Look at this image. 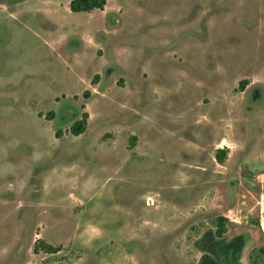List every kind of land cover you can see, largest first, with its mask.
Segmentation results:
<instances>
[{
    "label": "rangeland",
    "instance_id": "374dc122",
    "mask_svg": "<svg viewBox=\"0 0 264 264\" xmlns=\"http://www.w3.org/2000/svg\"><path fill=\"white\" fill-rule=\"evenodd\" d=\"M70 1L0 0V264H264V0Z\"/></svg>",
    "mask_w": 264,
    "mask_h": 264
},
{
    "label": "trees",
    "instance_id": "16d2710c",
    "mask_svg": "<svg viewBox=\"0 0 264 264\" xmlns=\"http://www.w3.org/2000/svg\"><path fill=\"white\" fill-rule=\"evenodd\" d=\"M106 4V0H71L70 1V9L73 12H79V11H91L93 9H103L104 5ZM244 86V85H242ZM87 118L88 115L87 113H83V116L81 119L76 120L73 122V124L70 127V132L73 135H78L81 134L85 131L86 129V124H87ZM218 158L220 160L223 159L225 151L224 149H219L218 150ZM227 221V219L223 216H219L217 217V229H216V233L218 236H221L224 231H225V222ZM260 230V232H262L263 235V240H264V233L260 227V224L257 223L256 224ZM242 235H236L235 239L232 240L230 242V245L232 247H234V249H239L242 245ZM35 249L36 250H43L45 252L48 253H53L56 252L58 249L54 246H52L51 244H45L42 243L40 245H35ZM199 264H218V261L211 255V253L209 252H204L199 260Z\"/></svg>",
    "mask_w": 264,
    "mask_h": 264
}]
</instances>
